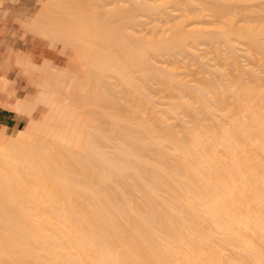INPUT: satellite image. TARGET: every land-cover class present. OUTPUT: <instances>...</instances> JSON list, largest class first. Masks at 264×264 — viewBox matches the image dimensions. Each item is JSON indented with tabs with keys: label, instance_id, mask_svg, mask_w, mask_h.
Here are the masks:
<instances>
[{
	"label": "bare ground",
	"instance_id": "1",
	"mask_svg": "<svg viewBox=\"0 0 264 264\" xmlns=\"http://www.w3.org/2000/svg\"><path fill=\"white\" fill-rule=\"evenodd\" d=\"M24 24L88 70L45 59L32 102L0 100L45 111L0 124V264H264V0H48Z\"/></svg>",
	"mask_w": 264,
	"mask_h": 264
},
{
	"label": "crops",
	"instance_id": "2",
	"mask_svg": "<svg viewBox=\"0 0 264 264\" xmlns=\"http://www.w3.org/2000/svg\"><path fill=\"white\" fill-rule=\"evenodd\" d=\"M36 2L40 3L37 10ZM42 4V0H0V9L7 12L11 21L2 26L0 24V78L8 82L3 94L4 99L16 97L26 102H32L35 99V90L23 89L19 78L24 77L26 85L33 86L36 83V73L27 72L25 67L29 69L35 66L39 58L27 51L26 41L21 38L20 30L12 21L17 19L23 27L31 13L35 15L40 12ZM23 63L25 65L20 66ZM38 113H41L40 109L35 108L28 117L0 106V124L5 126L7 131H12L13 128L22 129L30 118L36 119Z\"/></svg>",
	"mask_w": 264,
	"mask_h": 264
},
{
	"label": "rangeland",
	"instance_id": "3",
	"mask_svg": "<svg viewBox=\"0 0 264 264\" xmlns=\"http://www.w3.org/2000/svg\"><path fill=\"white\" fill-rule=\"evenodd\" d=\"M42 2H43V4L41 5V8H40V12L39 13L43 12V9L45 8L48 0H42ZM36 3H37L36 10H37L39 8V6H40V3L39 2H36ZM77 5H78V3H77ZM80 6H81V4H79V7ZM110 7H107V8H110ZM32 16H33V14L31 13L29 15V20L28 21L31 20ZM10 22L11 21L9 19V16L7 15V12L5 10H3V9H0V24H1V26L2 25H5L7 23H10ZM12 22L15 25H17L18 29L20 30V32H21V38L26 41V49H27V51L28 52H31L32 54H34V56H38V58H39L38 59V63L35 65L36 67L31 66V68L27 69V72L36 73V76H37L36 77V83H34L33 86H29V85L27 86L26 85L25 78L24 77H21V78H19V80L21 82V85H23V89H28L30 91H34L35 90V97H36L37 94H38V92H39V88H41V86L42 87L43 86H47L48 87V85H46V84H48V82L43 81V80H45V74H44V71L45 70L43 68V66H45V65H41V62H44L42 64H46L47 61H48L47 63H50L52 65L50 67L51 69L54 67L52 69L53 71L54 70L58 71V68L59 67H61V68H59V70L61 69V71H63V73H64V71L66 73H67V71H70L71 72V69L72 70L74 69L72 71L73 72L72 74L73 75H78V78L83 81V78L86 75V73L84 71L88 70L87 69L88 67H86L87 66L86 60L84 58H82L81 51H80L81 49L79 50V49H77L78 47L72 46L71 44H65L64 47H63V46H61L62 45L61 42H58V41L56 42L55 40L54 41L49 40L50 38L47 39V38L42 37V36H40V35H38L36 33H32V32H30L28 30L25 31L26 30L25 27H24L25 24L22 27L21 24H20V22L17 19H13ZM79 51H80V54H78ZM81 58L84 59V60H82ZM45 59H46V62L44 61ZM71 61H73L72 62L73 64L71 63ZM69 63H70V65H68ZM252 63L253 62H251V64ZM50 64H48V65L50 66ZM39 66H42V68H40ZM64 68H66V69H64ZM40 69H43V72H41ZM47 69L50 70L49 68H47ZM61 71H58V73H60ZM74 71H76V72H74ZM68 74H70V73L68 72ZM73 75H71L69 77H72ZM73 77H76V76H73ZM73 79H75V78H73ZM75 80H77V77H76ZM42 82H44V83H42ZM68 82H69V80H68ZM68 82L66 80V83H64V84H63V82L60 83V85L63 84L62 86L65 87V92H67L66 91L67 90L66 89L67 88L66 85H67ZM47 87H44V88L46 89ZM0 92H2V93H0V95L4 93L2 90H0ZM78 93H80V92H78ZM62 94L60 92H58V93L55 94V96H57V97H55V96H53V97H55V99H57L55 101L56 103H58L57 101H59V103L62 106H66L65 104L69 103L70 101L69 100H68V102H67V100L66 101H64V100L63 101L62 100L60 101L59 99H65V97H64L65 94H63L64 96ZM70 94H72L71 91H70V93L68 95L69 96L68 98H71L72 97V98H74V101L77 102V103H74L73 102L72 105L76 106L77 104H81V103H78V102H81V100L80 101L78 100V99H80L81 96H78L77 95L78 96V99H77L74 96L75 93H73L72 96ZM60 95H62L63 98ZM3 97L1 98V96H0V100H2V102H5V101L11 99V97L10 98L8 97L7 100H6ZM71 100H73V99H71ZM2 102H0V104ZM72 105H70V108L69 109H72ZM75 108H78V106L75 107ZM46 109H47V107H46ZM79 109L80 108H78V110ZM40 112H41L40 114L39 113L36 114V119H41L42 116L45 113V111L43 110V108L40 109ZM98 123L99 122H97V124ZM25 126L23 128H25ZM12 133H13L12 131H7V134H9V135H12Z\"/></svg>",
	"mask_w": 264,
	"mask_h": 264
}]
</instances>
